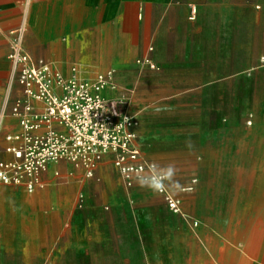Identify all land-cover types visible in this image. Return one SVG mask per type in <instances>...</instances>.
Listing matches in <instances>:
<instances>
[{
	"label": "rangeland",
	"instance_id": "rangeland-1",
	"mask_svg": "<svg viewBox=\"0 0 264 264\" xmlns=\"http://www.w3.org/2000/svg\"><path fill=\"white\" fill-rule=\"evenodd\" d=\"M173 96L141 105L131 99L125 107L139 117L143 156L174 163L184 186L197 179L193 190L173 192L184 213L172 212L162 194L127 186L110 155L93 178L79 170L68 176L71 166L62 164L64 179L49 176L34 192L5 186L10 193L0 195V264H159L165 257L177 264H223L212 240L228 244L231 264L244 261V239L234 241L223 227L231 212H240L260 162L242 148L243 130L228 132L254 127L257 112H264V58L251 69L222 73L214 85L182 88ZM81 193L86 200L80 207ZM262 218L264 207L251 222ZM7 250L14 259L6 262Z\"/></svg>",
	"mask_w": 264,
	"mask_h": 264
},
{
	"label": "crops",
	"instance_id": "crops-1",
	"mask_svg": "<svg viewBox=\"0 0 264 264\" xmlns=\"http://www.w3.org/2000/svg\"><path fill=\"white\" fill-rule=\"evenodd\" d=\"M22 23L32 56L64 72L72 65L86 75L114 69L119 89L110 94L128 93L140 105L182 88L214 85L222 73L251 69L260 55L264 58V0H0V109L12 79L8 32ZM146 56L158 68L136 62ZM262 121L259 111L254 127L239 125L228 133L239 128L251 134ZM17 128L10 117L3 132ZM47 176L58 179L52 169L43 179ZM5 186L10 185H2L0 195L10 193ZM243 239L246 257L239 264H264V218L250 222ZM217 241L214 257L231 264L228 244ZM2 255L6 262L14 259L11 250Z\"/></svg>",
	"mask_w": 264,
	"mask_h": 264
},
{
	"label": "built area",
	"instance_id": "built-area-1",
	"mask_svg": "<svg viewBox=\"0 0 264 264\" xmlns=\"http://www.w3.org/2000/svg\"><path fill=\"white\" fill-rule=\"evenodd\" d=\"M25 33V23L8 32L12 79L0 109V188L13 185L34 192L44 185L43 175L51 169L64 179L62 164L71 166L68 176L79 170L93 178L108 155L127 186H135L136 173L147 171L154 161L143 156L137 142L139 119L125 107L131 97L110 94L119 89L116 71L86 75L72 65L64 72L32 56L25 47ZM136 62L158 68L148 56ZM10 117L18 128L3 132ZM196 184L193 178L185 188L193 190ZM161 194L172 212L184 213L182 198L172 191ZM85 200L81 193L78 205H85Z\"/></svg>",
	"mask_w": 264,
	"mask_h": 264
},
{
	"label": "bare ground",
	"instance_id": "bare-ground-1",
	"mask_svg": "<svg viewBox=\"0 0 264 264\" xmlns=\"http://www.w3.org/2000/svg\"><path fill=\"white\" fill-rule=\"evenodd\" d=\"M242 145H243L242 147L243 149H246L248 152L251 151L252 158L259 160L260 170H259L257 179L253 182L252 185L248 186L247 191H245V194L243 196L244 204L243 206H240V212L238 213V215L234 213L232 214L231 212L228 217L229 219L227 218L228 222L224 224L225 226L223 227L224 228L223 230H228L234 240H236L235 238L237 237L240 239L244 238L245 229L247 225L250 224L253 214H257L259 210L264 207V127L253 129L252 133L247 134L246 137L242 140ZM233 215L235 217H231ZM206 237L208 238V235ZM189 247H190V244H189ZM210 247H214L213 242H212V246ZM160 248H163V245H158V248H155L157 253L160 251L159 250ZM165 258L164 259L160 258V260L158 261L159 264H177V262L174 263L172 259L170 260L169 258L167 259ZM223 263L226 264L227 262L223 261ZM178 264H183V263L180 260Z\"/></svg>",
	"mask_w": 264,
	"mask_h": 264
},
{
	"label": "clouds",
	"instance_id": "clouds-1",
	"mask_svg": "<svg viewBox=\"0 0 264 264\" xmlns=\"http://www.w3.org/2000/svg\"><path fill=\"white\" fill-rule=\"evenodd\" d=\"M188 147H191V144H188ZM179 171L174 163L160 165L153 162L148 166L147 171H138L135 180L141 188H146L157 194L169 191L175 193L191 191L190 188H185L176 178Z\"/></svg>",
	"mask_w": 264,
	"mask_h": 264
}]
</instances>
